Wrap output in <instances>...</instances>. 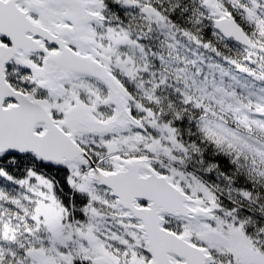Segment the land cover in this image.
<instances>
[{"label": "snow or ice", "instance_id": "snow-or-ice-1", "mask_svg": "<svg viewBox=\"0 0 264 264\" xmlns=\"http://www.w3.org/2000/svg\"><path fill=\"white\" fill-rule=\"evenodd\" d=\"M0 264H264V0H0Z\"/></svg>", "mask_w": 264, "mask_h": 264}]
</instances>
